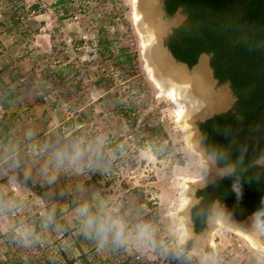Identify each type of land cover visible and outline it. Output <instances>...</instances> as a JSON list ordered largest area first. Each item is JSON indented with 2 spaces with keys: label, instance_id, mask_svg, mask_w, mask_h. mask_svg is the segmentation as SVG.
Masks as SVG:
<instances>
[{
  "label": "rangeland",
  "instance_id": "obj_1",
  "mask_svg": "<svg viewBox=\"0 0 264 264\" xmlns=\"http://www.w3.org/2000/svg\"><path fill=\"white\" fill-rule=\"evenodd\" d=\"M0 79V123L7 89L20 109L0 139V264H202L167 217L188 200L174 178L202 167L146 75L132 0H0ZM77 145L83 161L59 164ZM83 203L118 210L127 243L86 237ZM211 241L209 264H264L230 230Z\"/></svg>",
  "mask_w": 264,
  "mask_h": 264
},
{
  "label": "trees",
  "instance_id": "obj_2",
  "mask_svg": "<svg viewBox=\"0 0 264 264\" xmlns=\"http://www.w3.org/2000/svg\"><path fill=\"white\" fill-rule=\"evenodd\" d=\"M164 5L170 16L178 9L187 16L166 43L173 57L192 67L201 54L209 55L214 78L229 83L236 99L230 110L198 125L217 166L234 170L196 192L199 201L190 210L194 230L204 229L218 201L239 221L256 214L264 231V165L257 163L264 156V0H164ZM6 91L3 107L16 109L0 123L2 142L12 137L20 113L12 91Z\"/></svg>",
  "mask_w": 264,
  "mask_h": 264
},
{
  "label": "water",
  "instance_id": "obj_3",
  "mask_svg": "<svg viewBox=\"0 0 264 264\" xmlns=\"http://www.w3.org/2000/svg\"><path fill=\"white\" fill-rule=\"evenodd\" d=\"M134 20L141 39L144 67L159 90L176 101L184 103L182 114L176 125L182 127L186 145L198 154L203 176L200 179L175 177L177 184L184 186L182 198L188 197L175 212L167 214L172 224H181L177 249L188 251L202 264H209L214 250L212 232L224 228L245 237L253 248L264 254V231L261 220L251 214L244 220H237L224 205L215 201L211 206L204 229L196 233L190 219V210L199 199L196 192L233 172V166L220 168L202 144L199 123L230 110L235 97L229 83L219 84L210 66V56L201 54L195 65L188 67L177 61L166 43L174 28L186 21L182 9L170 16L162 0H132ZM264 45V40L263 44ZM264 159V156L262 158ZM259 159V160H260ZM262 165V164H261Z\"/></svg>",
  "mask_w": 264,
  "mask_h": 264
},
{
  "label": "clouds",
  "instance_id": "obj_4",
  "mask_svg": "<svg viewBox=\"0 0 264 264\" xmlns=\"http://www.w3.org/2000/svg\"><path fill=\"white\" fill-rule=\"evenodd\" d=\"M56 158L59 164L67 161L69 165H78L84 159V151L77 145L70 153L67 151L57 153ZM257 163L264 165V159L258 160ZM75 211L81 218L83 234L96 239L100 246L106 245L110 238L117 245L127 243L126 225L118 210L105 206L93 209L88 203H83ZM137 232L140 238H145L149 235V226L140 225Z\"/></svg>",
  "mask_w": 264,
  "mask_h": 264
},
{
  "label": "bare ground",
  "instance_id": "obj_5",
  "mask_svg": "<svg viewBox=\"0 0 264 264\" xmlns=\"http://www.w3.org/2000/svg\"><path fill=\"white\" fill-rule=\"evenodd\" d=\"M133 17H134V11H133ZM145 72H146V75H147V77H148V79L150 80V82H152L153 84H154V86H155V88L158 90V92H159V95L161 96V95H163V96H166L165 94H163L160 90H159V88L155 85V83L153 82V80L150 78V76H149V74L147 73V71H146V69H145ZM167 97V96H166ZM168 99H170V101H172V103L174 104V105H176L177 106V108H179V114H178V116H180L181 114H182V112H183V110H184V103H182V102H179V101H176L175 99H173L171 96H168ZM190 147V146H189ZM197 156H198V154H197ZM198 158H199V156H198ZM199 162H200V160H199ZM201 165V164H200ZM218 229V228H217ZM233 232V231H232ZM234 234H236V235H238V236H240V237H242L244 240H246L247 242H248V240L245 238V237H243L242 235H240V234H238V233H236V232H233ZM248 244L252 247V245L248 242ZM253 248V247H252ZM253 249H255V248H253ZM256 250V249H255Z\"/></svg>",
  "mask_w": 264,
  "mask_h": 264
},
{
  "label": "crops",
  "instance_id": "obj_6",
  "mask_svg": "<svg viewBox=\"0 0 264 264\" xmlns=\"http://www.w3.org/2000/svg\"><path fill=\"white\" fill-rule=\"evenodd\" d=\"M2 253H3V254H2V255H3V256H2L3 259L5 258L6 260H10V257H9V256H10V253L4 252V251H2Z\"/></svg>",
  "mask_w": 264,
  "mask_h": 264
},
{
  "label": "flooded vegetation",
  "instance_id": "obj_7",
  "mask_svg": "<svg viewBox=\"0 0 264 264\" xmlns=\"http://www.w3.org/2000/svg\"><path fill=\"white\" fill-rule=\"evenodd\" d=\"M162 1H163V4H164V0H162ZM164 9H165V5H164ZM165 11H166V10H165ZM186 18H187V16H186ZM179 27H180V26H179ZM177 28H178V27L174 28L173 31H174L175 29H177ZM173 31H172V34H173ZM172 34H171V35H172ZM171 35H170V36H171ZM170 36H169V37H170ZM204 187H205V186H204ZM202 188H203V187H202ZM202 188H200V189H202ZM200 189H199V190H200ZM197 191H198V190H197ZM190 219H191V212H190ZM193 228H194V224H193Z\"/></svg>",
  "mask_w": 264,
  "mask_h": 264
},
{
  "label": "built area",
  "instance_id": "obj_8",
  "mask_svg": "<svg viewBox=\"0 0 264 264\" xmlns=\"http://www.w3.org/2000/svg\"><path fill=\"white\" fill-rule=\"evenodd\" d=\"M54 254L58 256L59 255V252L57 250H55L54 251Z\"/></svg>",
  "mask_w": 264,
  "mask_h": 264
}]
</instances>
